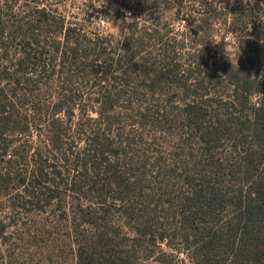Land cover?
Listing matches in <instances>:
<instances>
[{"label":"trees","instance_id":"obj_1","mask_svg":"<svg viewBox=\"0 0 264 264\" xmlns=\"http://www.w3.org/2000/svg\"><path fill=\"white\" fill-rule=\"evenodd\" d=\"M100 1L107 17L135 22L104 36L0 0V196L14 191L10 206L31 212L68 207L74 264H149L176 243L190 264H261L264 0H223L226 12L214 0ZM195 8L208 33L193 49L211 47L209 21H220L235 57L184 53L192 30L174 26ZM147 127L180 147L151 161L137 148Z\"/></svg>","mask_w":264,"mask_h":264},{"label":"rangeland","instance_id":"obj_2","mask_svg":"<svg viewBox=\"0 0 264 264\" xmlns=\"http://www.w3.org/2000/svg\"><path fill=\"white\" fill-rule=\"evenodd\" d=\"M29 0V9H35V7H47L49 11L54 10V15L57 17L65 18L67 25H87L93 32H98L101 35H115L114 32L115 23H119V20L107 17L104 14V6L100 0ZM191 0H185L187 6H192ZM24 4L23 1L19 5ZM214 5L217 6L219 11L226 12L228 5L223 0H214ZM234 5V2L229 4V7ZM20 10V11H19ZM22 7L16 9V13L22 12ZM87 11L91 13L89 16ZM187 15L179 18L175 23V32L183 33L189 29L192 30L191 40L187 47L184 49V53L192 52L194 55L199 53H205L210 50L212 53L215 52L219 56L225 55L230 59L235 57L236 47L234 44L235 36L227 33L221 27L220 21L213 22L209 21L210 29L212 30L211 47L205 48L204 45L198 46L193 49L191 43L194 42L195 33L204 35L208 33L207 26L202 22L204 19L203 12L201 9L195 8L194 10H185ZM89 16V17H88ZM88 19V20H87ZM212 24V25H211ZM191 41V42H190ZM85 93H92V89H84ZM166 95L176 94L177 90L175 87L170 86L162 92ZM257 101V97L253 99ZM95 116V113H91ZM128 130L134 129L133 126H128ZM148 136H145L142 140V144L138 145L137 148L143 147L148 149V155L151 157V161H154L155 157L159 156L156 150L161 151V155L166 157L169 151L173 148H179L177 139L171 137H159L160 133L150 127L145 130ZM35 133L33 139H37ZM156 176V172H154ZM180 170L177 174H174V182L177 184L180 180ZM154 178H148L151 183L147 184L151 190L157 187V183ZM15 194L11 191L9 195L0 196V204H4L5 208L0 210V222L5 226L4 240L0 241V264H9V262H18L20 264H50L51 261L57 260L63 262V264H74L75 262V251L72 243L76 236L72 226V219H65V213L70 210L68 207H62L58 202H54L51 206L45 207L42 211L31 212L28 209L12 208L9 200L12 195ZM65 196V195H63ZM66 197V196H65ZM70 198H68L67 202ZM64 203V202H63ZM66 210V212H65ZM59 218L62 219L59 221ZM44 231L46 234L40 233ZM124 236V232L127 230H120ZM124 231V232H123ZM48 232V233H47ZM54 232V233H53ZM123 236L121 237L122 240ZM131 245V241H126ZM177 248H181L176 243ZM72 248V250H71ZM177 248L170 249L169 247L162 244L160 249H156L153 258L149 259V264H190L186 254ZM152 249V247H151ZM25 255H31L25 257ZM141 257V256H139ZM228 255L221 257V262L228 261ZM156 259H159L156 261ZM264 264V262H261Z\"/></svg>","mask_w":264,"mask_h":264},{"label":"clouds","instance_id":"obj_3","mask_svg":"<svg viewBox=\"0 0 264 264\" xmlns=\"http://www.w3.org/2000/svg\"><path fill=\"white\" fill-rule=\"evenodd\" d=\"M133 22H135V21H133V19L131 17V13H127L125 19L123 21H121L120 23L128 24V23H133ZM114 24H115L114 32H118L121 29L119 26V23L114 22ZM213 43L215 44V42H213Z\"/></svg>","mask_w":264,"mask_h":264}]
</instances>
